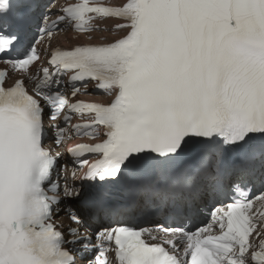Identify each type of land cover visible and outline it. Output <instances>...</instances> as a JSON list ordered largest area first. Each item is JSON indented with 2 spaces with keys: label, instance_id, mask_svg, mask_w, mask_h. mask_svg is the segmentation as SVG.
<instances>
[{
  "label": "snow or ice",
  "instance_id": "1",
  "mask_svg": "<svg viewBox=\"0 0 264 264\" xmlns=\"http://www.w3.org/2000/svg\"><path fill=\"white\" fill-rule=\"evenodd\" d=\"M109 19L110 42L51 45ZM0 64V264H264V0H0ZM90 82L111 100L75 99ZM73 114L98 142L62 186L43 140Z\"/></svg>",
  "mask_w": 264,
  "mask_h": 264
},
{
  "label": "bare ground",
  "instance_id": "2",
  "mask_svg": "<svg viewBox=\"0 0 264 264\" xmlns=\"http://www.w3.org/2000/svg\"><path fill=\"white\" fill-rule=\"evenodd\" d=\"M66 37H67L66 35L63 36V38H66ZM57 219H58V221H60L61 219H63L65 226L68 223L67 217L64 215V212L63 211L57 216ZM77 260H78V257H77ZM78 264H84V262L81 261V260H78Z\"/></svg>",
  "mask_w": 264,
  "mask_h": 264
}]
</instances>
